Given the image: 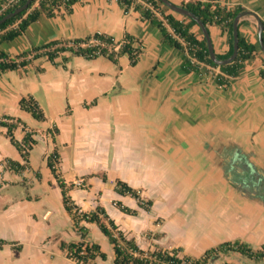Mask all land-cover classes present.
I'll list each match as a JSON object with an SVG mask.
<instances>
[{
	"label": "crops",
	"instance_id": "crops-1",
	"mask_svg": "<svg viewBox=\"0 0 264 264\" xmlns=\"http://www.w3.org/2000/svg\"><path fill=\"white\" fill-rule=\"evenodd\" d=\"M239 6L264 24V0H218ZM238 35L254 47L237 76L216 85L215 68L199 74L181 70L183 53L160 43V34L137 12L114 0H81L68 14H40L22 35L0 44L11 59L50 42L106 35L118 42L128 34L140 56L113 65L103 57L86 60L61 54L0 73V118L19 120L12 137L24 131L35 143L24 162L0 128V264H75L60 244L77 243L60 190L46 166L55 150V171L66 196L80 212L101 208L125 239L142 251L179 250L198 258L212 247L238 241L263 252L255 263L225 253L212 264H264V81L255 21L239 20ZM197 35V30L192 28ZM214 55L226 51V36L207 28ZM30 98L43 114L35 121L18 108ZM48 130H56L53 142ZM8 162L22 167L14 171ZM104 178L102 180L101 178ZM81 180V186L74 182ZM115 181L136 191L148 211L114 192ZM115 203L133 211L120 212ZM85 240L112 264L106 239L83 224Z\"/></svg>",
	"mask_w": 264,
	"mask_h": 264
},
{
	"label": "trees",
	"instance_id": "trees-1",
	"mask_svg": "<svg viewBox=\"0 0 264 264\" xmlns=\"http://www.w3.org/2000/svg\"><path fill=\"white\" fill-rule=\"evenodd\" d=\"M8 0H0L2 6ZM25 0H16V2L7 5L0 11V18L11 12L14 8L21 6ZM81 0H32L27 9L20 14L6 20L0 25V44L7 43L23 34L26 28L35 22L40 14L45 17H52L59 10L68 14L71 6ZM123 12L129 9L137 12L141 20L147 21L149 25L155 28L160 34V43L171 47L185 57L181 62V70L185 74H199V65L217 69L219 74L215 76L214 83L216 85H225L227 78L237 76L238 71L244 61L250 58L254 52V47L246 43L237 32V51L234 60L226 66H215L210 62L205 49V42L199 32L196 24L185 17L178 16L167 10L157 0H114ZM176 6H180L190 12L198 21L207 28L210 26L217 27L226 36V51L222 55H215L217 60H224L231 54V22L234 16L244 12L239 6L232 8L221 7L217 4L218 0H168ZM262 24V23H261ZM239 23L237 24L238 28ZM192 28L197 30V35L192 32ZM260 38L264 47V24ZM139 42L128 34H123L118 42H114L112 38L101 34H92L83 39H73L67 42H50L40 48L31 50L30 53L20 54L14 58H7L0 53V73L6 70H15L23 68L32 60L44 57L46 61L54 63V60L63 53L70 56L81 57L91 60L96 57H103L113 65L117 64L120 56H125L129 66H134L141 54ZM258 76L264 81V59L262 68L258 71ZM18 108L29 114L33 120H43V114L36 104L30 98H21L18 101ZM24 129L19 120L9 117L0 118V128L4 129L5 137L9 143L17 150L21 159L26 162L25 158L28 151L32 148L35 141L32 133L23 132V136L19 142L12 137V132L18 127ZM53 142L56 130H48ZM57 156L55 150L47 156L46 166L56 180L60 190L61 203L63 209L70 216L75 232L79 235V241L73 244H60V248L66 251V257L75 264H90L95 258L104 260L105 256L99 251L97 245L89 243L85 240L86 230L81 223L94 224L102 236L106 239L111 247L113 259L112 264H212L219 255L225 253H235L246 260L258 263L263 258V248L261 251H253L246 244L238 241L225 242L215 247L205 250L198 258L178 257L179 250L162 251H142L139 250L132 240L124 238L122 233L116 229L111 220L108 219L104 211L96 207L92 212H77L78 209L66 196V191L72 186H65L58 178L55 171ZM8 168L17 171L22 169L16 163L8 162ZM104 180V178H101ZM114 192L120 196H128L134 199L139 208L148 211L150 202H142L136 191L129 188L120 181H115ZM116 208L127 215L134 214L133 211L122 207L119 203H115ZM3 244L0 241V246ZM227 264V263H222Z\"/></svg>",
	"mask_w": 264,
	"mask_h": 264
},
{
	"label": "water",
	"instance_id": "water-1",
	"mask_svg": "<svg viewBox=\"0 0 264 264\" xmlns=\"http://www.w3.org/2000/svg\"><path fill=\"white\" fill-rule=\"evenodd\" d=\"M31 1L32 0H25L21 6L14 8L11 12H9L6 15H4L3 17H1L0 18V25L3 24L6 20H8V19L16 16L17 14H20L23 11H25L27 9L28 5L31 3ZM157 1L160 4H162L167 10H169L171 13L176 14V15L181 16V17H185L187 19H190L196 24L204 42H205V49L207 52L208 59L215 66H226L234 60V58L236 57V51H237V27L236 26L242 17L247 16V15L252 16L254 21H255V30H256L258 48H259V51L262 54L263 59H264V47H263V44H262V41L260 38V34H261V30H262V24L257 19V17L255 15L248 13V12H241V13H238L234 16V18L231 22V54L228 58H226L224 60H217L215 58L213 51H212V46H211V43H210V40L208 37V33H207L205 27L198 21V19L196 17H194L190 12H188L184 8H182L180 6H176L173 3L169 2L168 0H157Z\"/></svg>",
	"mask_w": 264,
	"mask_h": 264
},
{
	"label": "built area",
	"instance_id": "built-area-1",
	"mask_svg": "<svg viewBox=\"0 0 264 264\" xmlns=\"http://www.w3.org/2000/svg\"><path fill=\"white\" fill-rule=\"evenodd\" d=\"M16 2V0H8L7 2H5L2 6H0V11L2 9H4V7H6L7 5H10L12 3ZM81 180H77L74 182V186H81ZM78 213L80 212L79 210L77 211Z\"/></svg>",
	"mask_w": 264,
	"mask_h": 264
}]
</instances>
